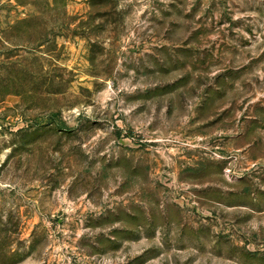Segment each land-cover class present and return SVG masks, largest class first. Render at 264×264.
<instances>
[{
    "label": "rangeland",
    "instance_id": "obj_1",
    "mask_svg": "<svg viewBox=\"0 0 264 264\" xmlns=\"http://www.w3.org/2000/svg\"><path fill=\"white\" fill-rule=\"evenodd\" d=\"M0 264H264V0H0Z\"/></svg>",
    "mask_w": 264,
    "mask_h": 264
}]
</instances>
